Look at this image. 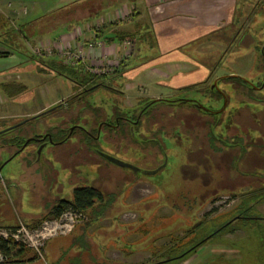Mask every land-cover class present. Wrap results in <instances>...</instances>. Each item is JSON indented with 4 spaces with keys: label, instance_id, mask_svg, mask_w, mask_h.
<instances>
[{
    "label": "rangeland",
    "instance_id": "obj_1",
    "mask_svg": "<svg viewBox=\"0 0 264 264\" xmlns=\"http://www.w3.org/2000/svg\"><path fill=\"white\" fill-rule=\"evenodd\" d=\"M193 4L197 9L194 13L175 16L166 23L157 22L159 25L164 24L162 30L161 25L158 26L157 36L152 31L147 33L144 28L142 31L146 36L135 39L134 57L124 69L116 73H112L116 69L114 65L106 69L108 76L105 81L124 91V105L135 107L138 100L151 96L173 99L199 97L194 85L199 86L213 72L218 75L237 74L257 80L252 67L258 55L257 45L264 40V0H209L208 4ZM28 24H25V20H9L4 22L3 29L0 27V50L9 52L8 56L0 57V69L6 67L5 71L0 70V133L19 125L26 113L36 111L46 103L52 104L45 111L37 113H46L52 107L69 101L82 82L59 72H65V69H58L63 60L74 63L79 60L78 56L84 59L81 60L89 71L103 60L102 57H96L94 52L74 48V44H69L66 36L63 38L64 44H61V58L58 55L43 56V50L38 51V54L34 42L43 37L55 39L63 29L60 26L53 29L40 28L46 24L48 26L49 21L45 20L35 22L34 26ZM241 33H246L244 43L230 44L229 40H234ZM126 54L123 50L118 55L123 58ZM119 59L114 58L113 61ZM163 61L172 64L170 67L174 69L173 75L159 78L157 82L138 80L142 71L152 73L161 68ZM218 62L221 63L216 68ZM187 64L194 68L188 70ZM76 68L80 71L78 66ZM132 77L136 81H142L144 86L127 91L125 85L134 81ZM223 86L222 83L221 87ZM116 96V92L102 89L93 95V99L98 98L99 101H93L96 105L102 104L109 113L113 105L117 106ZM69 105L70 103L67 104L68 107ZM177 107L175 105L173 109L179 111ZM159 113L155 112L158 119L156 124L168 125L169 119L161 120ZM56 119L57 117L44 115L35 121L33 129L42 131L45 126L50 127L55 123ZM204 123L205 121L199 125L204 127ZM181 137V143H176L174 139L163 136L166 155L162 168L153 169L152 162L135 150L125 154L117 152V156L123 161L142 170L138 173L141 179L134 178L132 183L124 186L104 212L93 215L88 211L83 215L68 209L62 223L56 225L51 220H46L34 228L27 224L32 222L31 217L43 213L46 203L59 198H71L74 187L89 185L93 179L99 178L100 173H96V167H78L79 181L73 183L69 172L58 163L62 161L61 149L66 148L67 144L56 146L60 155H57V160H54L55 149H52L51 144L41 149L37 154V166L33 169L27 165V153L16 156L0 173V224L20 222L25 225L27 233L21 231L19 240L30 251L21 261L0 264L159 262L165 258L163 253L166 249L177 247L191 239L193 235L187 231L188 228L205 218L230 212L239 203V192L258 184L259 181L244 179L240 184L235 178L229 177L226 181L228 189H233L238 195L226 191L216 196L212 195L213 192L209 193L201 182L185 179L183 169L188 159L184 152L186 139L183 135ZM69 143L68 146L72 147L73 144ZM81 146L77 140L74 153L77 154ZM151 148L157 149L156 146ZM79 155L88 158L86 150L85 154ZM157 169L160 170L153 175L144 174L145 171ZM113 188L118 191L116 186ZM259 209L264 215V203L259 204ZM8 233L7 229L0 228V236L12 238V234ZM243 234L240 230L227 232L224 238L228 237L235 242ZM234 247L225 240L217 239L205 242L196 253L183 260H171L162 264H255L258 261L256 249L248 245L237 248L243 257L234 260L240 256Z\"/></svg>",
    "mask_w": 264,
    "mask_h": 264
},
{
    "label": "flooded vegetation",
    "instance_id": "obj_2",
    "mask_svg": "<svg viewBox=\"0 0 264 264\" xmlns=\"http://www.w3.org/2000/svg\"><path fill=\"white\" fill-rule=\"evenodd\" d=\"M245 38L246 33H241L229 42L230 44L236 42L239 45L244 43L243 39ZM254 46H256V43H254ZM257 46H259L258 55L254 62L255 65L252 67L256 81L243 78L237 74L218 75L213 72L205 81L199 83V86L194 85L199 97L173 99L171 97L151 96L138 100L136 106L131 107L122 103L124 93L122 89L110 85L104 80L105 78L100 79L95 85L85 88L87 91L84 93L87 100L93 102V107L97 109V113H92L84 108L81 109L84 113L78 111L76 114L75 110H71L75 106L71 100L59 104V106L64 105L62 110L65 109V112L62 111L64 116L61 117V120L65 119L67 122L59 126V129L62 130V139L55 140L53 132L49 130L52 127L53 131L57 132L58 128H55V123L50 127L45 126L46 129L44 128L42 131L33 129L35 121L47 115L48 112L39 116H37L39 113L28 115L21 120L19 125L1 132L0 173L12 159L23 153H27V156L25 155L27 165L30 169H33L37 166L36 161L39 150H43L49 144L53 146L52 149H55L54 160H57L60 155L56 151L58 149H56V146L67 144L66 148L61 149L63 156L61 155L60 158L62 161L58 163L69 172L70 180L73 183L79 181L80 171L78 167H96V173H100L99 178L93 179L92 183L78 185L73 188V191L79 186H96L105 194H114L113 201H115L124 186L132 183L134 178L141 179L138 173L142 171L135 165L119 158L117 152L125 154L134 150L132 144H136L135 142L141 144V146L136 145L140 148L151 147V145H146H148L149 140H153L157 149H154L152 151L154 153L152 155L148 154L145 159L152 162L151 167L153 169L162 168L166 155L163 136L174 139L176 143H181V135H183L186 139L184 152L188 159V163L183 169L185 179L201 182L209 193L213 192L212 195L216 196H220L226 191H232V194H236L233 189H228L226 181L229 180V177L235 178L240 184L244 180L259 181L254 187L241 192L247 193L256 188L260 181H264V40ZM220 63L218 62L216 68L219 67ZM215 74L216 76H214ZM222 83L224 88L221 87ZM102 89L117 93L115 97L117 106L113 105L109 109V113H107L106 108L101 106L102 104L96 105L95 101H99L98 98L97 100L93 99V95ZM68 103H70L69 107L67 106ZM175 105L178 106L179 111L173 109ZM157 111L160 112L161 120L169 119L168 125L158 123L156 125L143 124L140 126L138 124L140 120L146 121L151 119L152 116H156L155 121H157V115L155 114ZM83 114L85 115L83 116ZM80 115H82L81 119H78ZM203 121H205L204 127L199 125ZM122 122H126L128 125L125 126L126 134L123 135L126 143L120 146L116 142L117 140L114 142L112 139H108L107 134H104V132L105 128L119 130L122 127ZM146 131L150 133L145 134ZM77 140L82 144L79 148L82 151L79 150V152L85 154L86 150L88 158L79 155V152H77L78 156L76 157L77 154L74 151L77 148L74 147V144ZM69 142L73 144L72 147L68 146ZM96 156L98 159H96ZM202 168L204 170L203 174L200 171ZM159 170L145 171L144 174L153 175ZM49 173L52 174V172ZM200 175L201 177H199ZM1 185L0 180V190ZM115 186L118 191L113 188ZM241 193L239 192V194ZM72 197L59 198L46 203L45 209L40 215L47 213L53 207L61 205L63 201H70ZM39 216L31 217V220ZM235 217L236 220L238 219L237 222H234L235 226L238 228L237 230L244 233L243 236H240L235 242L228 237L224 238V235L229 232L227 230L231 228L226 227L221 232H217L218 234L213 235L207 242L217 239L220 241L225 240L235 246L236 251L240 246L244 245L245 247L248 245V247L255 248L258 255L261 242L257 223L263 220L264 215L250 216L252 221L255 222L251 225L247 223L248 221L242 219L246 215L233 214L227 218L226 223L232 224ZM21 225L23 224L20 222L7 225L0 224V228L7 226L19 228ZM238 252L240 256L234 258V260L243 257V254L240 251ZM257 257L258 261L255 264H264L263 258Z\"/></svg>",
    "mask_w": 264,
    "mask_h": 264
},
{
    "label": "crops",
    "instance_id": "obj_3",
    "mask_svg": "<svg viewBox=\"0 0 264 264\" xmlns=\"http://www.w3.org/2000/svg\"><path fill=\"white\" fill-rule=\"evenodd\" d=\"M208 1L57 0L54 2V0H0V27L3 29L4 22L9 20L13 22L25 20V24L29 23V26H34L35 22L49 21L48 26L46 24L40 28L53 29L60 26L63 30L55 39L43 37L36 40L34 46L38 54V51L43 50L45 51L43 56L58 55L61 58V44H64L63 38L66 36L69 39V44H74V48H84L89 53L94 52L96 57H102V59L107 57L109 60L120 58L118 62L121 65L116 66L120 71L134 57L135 39L145 38L146 35L142 31L144 28L146 32L152 31L157 36L158 26L161 25V30L164 26L157 22L164 21L163 23H166L175 16L187 15L189 12L194 13V10L197 9L193 7V3L200 2L204 5L208 4ZM123 50L127 54L121 58L118 54ZM168 50L169 48L165 51ZM170 65L172 64L163 61L161 68L152 73L142 71L138 80L147 79L153 82L159 78L169 77L174 73V69ZM186 68L191 71L194 66L187 64ZM0 70L5 71L6 67H2ZM132 78L134 81L125 85L127 91L144 86L142 81H136L135 77ZM51 104L46 103L36 111L26 113L24 116L44 111Z\"/></svg>",
    "mask_w": 264,
    "mask_h": 264
},
{
    "label": "trees",
    "instance_id": "obj_4",
    "mask_svg": "<svg viewBox=\"0 0 264 264\" xmlns=\"http://www.w3.org/2000/svg\"><path fill=\"white\" fill-rule=\"evenodd\" d=\"M9 52L0 50V57L8 56ZM121 64H118L120 66ZM79 67V70L75 67ZM58 69H65L64 73L65 75H68L69 77H74L78 80H81L82 83H80L79 88L74 91V94L70 97L69 101L71 100L74 102L75 106H73L76 114L79 112H82L81 109L90 110L92 113H97V109L94 108L93 102L90 100H87V97L84 95V93L87 91L85 88H88L91 85H95L100 79L106 78L108 75L106 73H97L93 71H89L84 67V63L82 60H77V62H69L67 60L62 61V66ZM117 68L112 72L116 73ZM105 80V79H104ZM83 89V90H82ZM85 90V91H84ZM95 103V102H94ZM56 108V109H55ZM72 108V107H71ZM65 109L62 110V105H57L49 109L47 112V115L57 117L55 120V128L57 129V132H54L52 127L49 128L50 131L53 132V136L55 140L62 139V130L59 129L60 125H63L62 123H67L64 119L61 120V117L64 116ZM43 114V113H42ZM41 115V114H40ZM85 114H83L84 116ZM39 116V115H37ZM81 116H78V119H81ZM156 116H152L151 119H148L146 121L140 120L138 124L141 126L143 124L145 125H156L157 121H155ZM128 125L126 122H122V127H120L119 130H112L110 128H105V132L108 136V139H112L114 142L119 143L121 146L122 144L126 143L125 136L126 130L125 126ZM148 134L151 132L146 131ZM123 137V138H122ZM146 138V137H145ZM84 140V139H83ZM148 141V140H146ZM92 142V141H91ZM136 144H132L134 146V150L139 153V155L146 156L152 155L154 152H152L154 149H152L151 146H156L155 141L149 140L147 148L141 146L140 143L135 142ZM92 144V143H91ZM139 145V146H136ZM145 146V145H144ZM149 148V149H148ZM201 167V166H200ZM209 170V169H207ZM201 174L204 173V170L202 168ZM201 177V175L199 176ZM198 177V178H199ZM203 178V176H202ZM214 178V177H212ZM201 179V178H200ZM232 192V191H231ZM236 195V194H232ZM239 203L228 213H224L218 216H214L211 218H205L203 220L198 221L196 224H194L191 228H188L187 231L192 234L193 236L191 239L186 242L182 243L179 246H172L165 250L163 253V259L159 262H153L150 264H162L166 263L171 260H183L186 257H189L192 253H195L198 251V248H200L205 242H207L210 238L213 237V235L218 234L217 232H221L222 229L226 227H231L229 232H235L237 231V227L235 226L234 222H237L236 217L232 220L233 223L229 224L226 223L227 218L232 216L233 214H244L246 217H242L243 220L248 221L247 223H250L251 225L255 223L252 221V217L254 215H260L262 214L259 210V204L264 203V181H260V184L256 186V188L252 189L251 191L247 193H241L240 195ZM114 200V194H105L103 191H101L96 186H79L74 189L73 191V197L70 201H63L61 205L57 207L51 208L47 213L40 215L39 217H36L32 219L30 224H27L29 227L34 228L41 225L46 220H52L59 218L63 213H65L66 210L70 209L81 213L85 215L88 211L93 215H99V213L104 212L108 206L111 205V203ZM260 219V218H259ZM260 221V223H257V227L259 228V238L261 244L259 245V251L258 255L259 257L263 258L264 261V218ZM245 223V222H244ZM3 228H10V226L3 227ZM11 228H14L11 226ZM30 249L26 247L25 244H23L21 241L14 240L13 238H4L0 236V255L2 258H0V263H8V262H17L21 261L24 257L27 256ZM15 258V259H14ZM19 258V259H18Z\"/></svg>",
    "mask_w": 264,
    "mask_h": 264
},
{
    "label": "built area",
    "instance_id": "obj_5",
    "mask_svg": "<svg viewBox=\"0 0 264 264\" xmlns=\"http://www.w3.org/2000/svg\"><path fill=\"white\" fill-rule=\"evenodd\" d=\"M77 58L79 60L82 59V58H80L78 56H77ZM82 60H84V59H82ZM118 64H119L118 60H114L113 61V60H109V59L105 58L102 61H100V64L98 66L95 65L96 67H93V69L91 71L97 72V73H106L105 71H106V69L108 67H111L112 68L113 65L116 67ZM62 215L59 218H57V219L51 220V222L56 223V225H58L59 223H62V220H64V214H62ZM64 225H67V223L64 224ZM1 229H3V228H1ZM7 230L12 234L11 237L12 238L14 237L13 239L14 240H18V241H20L19 240V235H20V233H22L21 231L24 230L27 233V230H26V226L25 225H21L19 228H8ZM10 233H8V234H10ZM4 238H8V237H5L4 236ZM30 238H31V236H30Z\"/></svg>",
    "mask_w": 264,
    "mask_h": 264
},
{
    "label": "water",
    "instance_id": "obj_6",
    "mask_svg": "<svg viewBox=\"0 0 264 264\" xmlns=\"http://www.w3.org/2000/svg\"><path fill=\"white\" fill-rule=\"evenodd\" d=\"M236 76V75H235ZM48 111V110H47ZM42 113H45V112H41V113H39V114H37V115H40V114H42ZM2 132V131H1ZM52 140V139H51ZM40 153V150H39V152H38V154Z\"/></svg>",
    "mask_w": 264,
    "mask_h": 264
}]
</instances>
